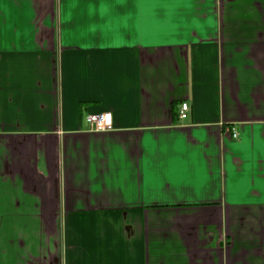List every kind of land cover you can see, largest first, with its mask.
<instances>
[{"label":"crops","instance_id":"obj_1","mask_svg":"<svg viewBox=\"0 0 264 264\" xmlns=\"http://www.w3.org/2000/svg\"><path fill=\"white\" fill-rule=\"evenodd\" d=\"M0 264H264V0H0Z\"/></svg>","mask_w":264,"mask_h":264},{"label":"built area","instance_id":"obj_2","mask_svg":"<svg viewBox=\"0 0 264 264\" xmlns=\"http://www.w3.org/2000/svg\"><path fill=\"white\" fill-rule=\"evenodd\" d=\"M190 105L187 102L181 104L180 117L182 119H186L188 117ZM87 121L89 122L92 129L97 131H104L112 128V113L104 112L98 114H90L87 117ZM234 138L238 137V133H233Z\"/></svg>","mask_w":264,"mask_h":264}]
</instances>
